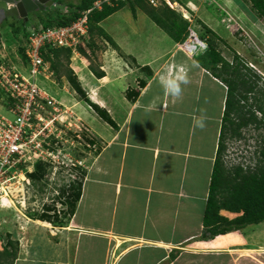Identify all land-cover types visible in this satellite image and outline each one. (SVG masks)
<instances>
[{
	"label": "crops",
	"instance_id": "1",
	"mask_svg": "<svg viewBox=\"0 0 264 264\" xmlns=\"http://www.w3.org/2000/svg\"><path fill=\"white\" fill-rule=\"evenodd\" d=\"M221 1L228 2V0ZM56 2L61 4L62 0H56ZM192 2L195 4L196 0ZM54 11L55 9L52 10ZM29 20H31L30 17ZM106 20L100 23L101 27ZM19 21L23 19L14 20L13 24ZM11 24L7 21L0 27L5 26L13 30ZM16 27L26 28L25 25ZM33 27L32 25L26 28V31ZM26 31L14 33L20 39ZM170 40L172 46L160 52L158 57L156 55L158 51L144 50L137 54L124 49L117 43L121 51L119 53L132 56L137 62L136 69L129 68L126 63L128 60L123 61L122 56L120 57L115 51L118 68L123 67L120 65L124 64L129 69V72H122L124 74L115 71V63L111 62L104 63L105 69L101 67L106 75L101 79H97L85 66L78 68V79L83 84V89L87 86L91 90H96L102 82L109 80L110 72L121 78L114 82L119 83L122 92L124 87L134 86L137 79L141 77V73L151 72L152 77L144 80L146 86L140 89V95L134 102L126 100L127 111L122 122L118 124L119 130L115 131L109 127L105 134L101 133L103 137L99 135L105 140V147L91 162L84 178L82 195L75 215L67 227H53L47 222L29 218L21 210H19L20 215L13 208L0 207V230L3 229L5 235L0 232V243L3 245L0 247V264H178L179 262L185 264L184 260L196 258L187 252V245L213 243V240L204 242L199 239L203 232L202 220L218 147L227 90L224 84L197 63L203 56V51H199L196 58H193L188 51L180 48V44ZM1 41L5 45L4 39ZM23 61H26L24 57ZM158 61L161 62L158 64ZM168 77H183L187 80V83L179 80L181 94L178 97L166 93L162 87V78ZM195 86L202 91L204 98L199 110L196 108L198 104L194 97L201 94L197 95ZM207 94L209 100H206ZM215 95L218 96L216 104L213 102ZM188 98L193 99L191 106ZM97 102L95 103L106 109L115 120L113 112L116 107L113 102L106 103L103 100L104 105ZM121 106L124 107L125 103ZM216 106L217 113L214 114L212 107ZM184 115L187 123L180 128L176 124L180 123L177 122L179 120L177 117ZM167 116L170 121L172 120L168 128V144H170L168 148L163 146L161 140L165 128L164 120ZM201 117L204 123L202 128L196 124ZM145 118H150V122L152 119L155 121L150 129L145 126ZM208 132L211 140L208 142L209 147H206L209 149L208 152L203 153L199 147L204 145L205 141L200 138ZM178 135H182L181 151H177V147H180L177 146ZM146 156L150 159V172L146 169L141 171L140 168L141 163L145 165ZM106 160H111L112 165L119 160L116 176L111 173L113 166L110 167V162L108 165L105 164ZM130 160L133 166L126 173L125 163ZM189 165L193 171L203 172L206 169L208 180L199 190L200 192L195 193V181L190 180L187 184L189 178L186 166L189 167ZM128 172L130 178L126 179ZM108 187L112 190H108ZM108 191H111L109 200L106 198ZM199 195L201 198H198ZM190 198L193 199L190 200ZM193 201L195 204L196 201L205 203L197 226H193L190 221L194 214ZM183 210L184 215L181 216ZM225 213L231 214L221 211L222 215ZM178 231L182 235L177 236ZM10 233L13 234V239ZM71 236L75 237L74 251H71ZM9 241L16 244L14 259L5 252L7 249L12 251L7 245ZM100 248L105 250L100 251ZM178 251L181 252V256L177 255ZM209 252L213 254L219 251L212 249Z\"/></svg>",
	"mask_w": 264,
	"mask_h": 264
},
{
	"label": "rangeland",
	"instance_id": "2",
	"mask_svg": "<svg viewBox=\"0 0 264 264\" xmlns=\"http://www.w3.org/2000/svg\"><path fill=\"white\" fill-rule=\"evenodd\" d=\"M80 1L81 0H62V4L56 2L58 4L54 8V12L45 14V9L31 17V20L28 22H24L23 20L13 24L14 21H10L12 23L11 26L15 28L17 25L22 26L25 24L26 28L32 25L35 28H43V26L51 22V20H56L59 16L69 14L71 12L70 6L76 5ZM169 1L173 3V7L167 3L166 5L181 15L190 24L189 35L185 42L180 44L182 50L188 51L193 58H196L199 51H203V56H205V54L207 55L205 39L211 38V36L205 32L204 26H206L215 33L218 39H220L218 43L220 46L219 51L222 56L229 62L233 61L234 55L239 56L252 73L254 72L260 77L258 89H264V26L262 20L255 15L248 0H228V2L225 3L221 0H198L195 4L192 2L193 0ZM130 4L131 3L128 2L124 9H121V11H118L107 19L102 24V28L124 49L131 50L137 54L144 50L158 51L156 54L158 57L160 52L166 51L172 46L171 38L165 31L157 27L146 13L137 7V17L134 18ZM148 7H151V5H148ZM159 7L160 9L162 8L161 5L155 8ZM30 30L31 29H29V31ZM29 31L23 34L19 39L10 28L5 26L0 27V61H4L8 65L17 68L21 67L22 64H26L23 61L22 53ZM1 39H4L5 45L2 44ZM80 50L84 51V54L77 51L75 53L78 55H74V53L69 60H67L64 55L60 56V61H56L53 66L47 61V64H49V71L46 76L40 79V83L46 88L48 95L53 97V105L46 108V112L43 113V124H40L39 130L34 133L35 136H32L34 139L33 142H30V139L26 141L28 142V149L30 148L27 154L29 162L23 167V171L25 173L33 172L35 162H40L38 159L45 156V152H40V150H42L41 148H33L37 143H42L45 149L49 148L52 152L57 151L59 153L58 157H48L47 159H52L55 163L61 161L60 163H66L68 166L65 164L57 165L53 163L48 169L45 182L34 186L32 182L29 181L30 185H28L26 181L22 179V176L25 175L23 171H17L16 176L20 177L16 178L9 188L5 190L9 194V198H5L4 200L10 208H13L20 215L21 212H23L31 218V214H38L40 212L39 210L43 207L42 205L45 203L53 205L57 211H66L67 208L65 209V206L62 205V200L57 198L54 200V197H57L62 186L69 184L71 180L79 177L80 173L78 169H83L86 173L89 170L91 162L95 158L94 154L96 153H90L85 144L96 142L98 146H100V149L105 147L104 144L106 142L103 138H100L99 135L101 133L105 134L104 132L108 131L110 126L103 122L87 103L71 88L66 79V74L69 70L73 71L78 77V68L81 66H85L88 69L92 67L96 71H102L101 67L105 69L104 63L111 62L113 64L115 63V71H118L119 74H124L122 72H129L127 66L135 69L137 67V62L134 57L127 56L126 54H124V56L122 53L118 52L119 56H122L123 61L128 60L126 62L127 66L121 64L120 66L123 67L118 68L119 65L116 64L117 57L114 53L115 50L96 34H89L84 47L81 46ZM140 54L142 55V53ZM163 59H165L164 56ZM160 62L161 61H158V64ZM108 71L110 72V70ZM116 77L117 75H115V73L110 72L109 80L102 82L96 90L88 89L87 86H85L84 89L88 97L94 103L98 101L100 104L104 105L103 100L106 103L113 102L116 108L114 112L112 110V112L115 113L114 116H112L119 127L118 124L122 122L127 111L126 107L128 105L126 104L127 99L125 97L127 90H139L138 82L149 78V74L144 72L141 73V77L136 81L137 83H134V86L128 85L124 87V92H122V87L118 85L119 83L114 82L121 79L120 77ZM81 85L83 86L82 83ZM199 87L201 88V86ZM194 89L197 91V95L201 94L202 91H200L198 87ZM213 98H215L213 102L216 104L218 96L215 95ZM194 99L197 100V110L201 109L203 104L202 99H204L203 94L195 96ZM206 100H209L208 94L206 95ZM188 102L191 106L190 103L193 102V99L188 98ZM123 103H125V108L121 106ZM213 108V113L216 114L217 106L212 107V109ZM0 116H12L7 110L5 99L2 100V97H0ZM257 117L260 118L259 113H257ZM166 119L167 121L164 120L165 128L161 140L163 146L168 148L170 146V144H168V128L171 121L168 116ZM150 120V118L144 119L145 126L149 129L155 123L154 119H152V122H150ZM187 120H189V118H187ZM46 124L47 129L44 130L43 133L37 135ZM155 133L157 135V131ZM241 133V138H228L226 142V150L223 153L222 160L227 168L239 164H242L244 167L248 165L253 168L258 162V158L255 156L254 152L263 142L264 129H259L250 125L242 129ZM103 134H101V137H103ZM179 135L177 136V146L180 147H177V151H181V146H183V143H181L182 136ZM201 140L205 142L204 145L199 147V150H202L203 153L208 152V142L211 140L210 133L208 132ZM172 142L175 144L174 141ZM148 156L150 157V154H148ZM148 156L145 157V165L142 163L140 165L141 171L145 169L149 172L151 171V168H149L151 164H149L150 159ZM69 158L71 162L68 160ZM111 160H106L105 164L108 165V162H110L111 167ZM118 161L119 160H117V162L115 161L112 165L113 172L111 173L113 176H116L118 173ZM72 162L75 166H69ZM132 164L133 162L131 160L125 163L127 167L126 173L129 171V168L133 166ZM186 171L189 178L187 184L190 180L191 182L195 181V193L196 191L200 192L199 190L206 185V180H208L206 169L203 172L193 171L189 165V167L186 166ZM125 178H130L129 172ZM157 181L159 180L157 179ZM108 190L112 189L108 187ZM189 190L190 186L188 187V191ZM106 198L108 200L111 198V191H108ZM198 198H201V195H199ZM204 204V202L193 204L194 209L197 208V211L199 209L198 213L195 211L192 217L193 219L190 220L193 226H197L200 220L199 216L204 209ZM19 210H21V212H19ZM223 215L229 219L237 217L236 214L225 213ZM187 216H189L188 213ZM187 220L189 219L187 218ZM0 232L3 234V229H1ZM180 234L181 232L178 231L177 236ZM10 236L11 239H13L12 233H10ZM70 241L71 251H74L75 237L71 236ZM212 242L211 244L187 245V252L194 255L193 257L196 258L194 260L190 258L189 260H184L185 264H264V222L259 225H251L240 233H234L233 235L220 238L217 237ZM0 247H3L1 243ZM10 249H12V246ZM212 249L218 250L219 252L211 254L209 251ZM104 250L100 248V251ZM82 251H84L83 248ZM177 255L181 256V252L178 251ZM209 256L212 257L207 258ZM178 264H183V262H179Z\"/></svg>",
	"mask_w": 264,
	"mask_h": 264
},
{
	"label": "trees",
	"instance_id": "3",
	"mask_svg": "<svg viewBox=\"0 0 264 264\" xmlns=\"http://www.w3.org/2000/svg\"><path fill=\"white\" fill-rule=\"evenodd\" d=\"M97 0H81L76 5H71V12L59 16L56 20H51L43 26L44 29L54 26H66L76 21L82 13L90 9ZM252 6L255 15L259 17L264 24V0H248ZM131 12L136 18V7L141 9L153 21V23L165 31V33L177 44H183L189 35V22L181 15L170 9L163 1L161 9L148 7L144 0H128ZM126 2H119L116 5H104L101 10H95L89 18V34H96L104 39L113 49L121 52L114 39L100 26V23L126 7ZM62 4V3H61ZM25 25V24H24ZM23 25V26H24ZM14 26V25H13ZM14 32L26 31L24 27H12ZM205 32L211 38L205 39L207 46V55L199 58L197 62L209 74L225 85L227 94L225 107L221 121L218 147L211 172L208 196L205 205L202 225L203 232L200 241L209 242L219 236L229 233L241 232L251 225H259L264 222V138L261 146L255 150L254 154L258 158L257 164L253 168L250 166H231L227 168L222 160L223 153L226 150L228 138H241L242 129L253 125L256 128L264 129V89H258L260 77L247 67L246 63L237 55H234L233 61H227L219 51L220 39L215 33L204 26ZM26 33V32H25ZM84 54V51L78 49ZM46 53V54H45ZM74 51L66 48H45L43 57L45 61L50 62L51 66L60 61V56L69 60ZM24 57V50L22 53ZM25 58V57H24ZM92 74L97 78H104L103 71H96L89 67ZM147 71L149 69L145 67ZM152 73H149V78ZM66 79L71 88L87 103L94 113L108 126L115 131L119 130L116 122L112 119L109 112L94 103L86 91L83 89L78 77L69 70ZM146 81L139 82V90H127L126 99L134 102L140 95V89L145 88ZM0 97H3L0 91ZM260 114V118L257 117ZM94 143V142H93ZM102 148L100 146L95 157L98 156ZM260 156V157H259ZM51 164L36 162L34 171L26 173V177L32 182L33 186L42 184L46 180L48 169ZM79 177L67 185L61 187L57 197L54 200H62V205L66 211H57L53 205L43 204L38 214H31V218L47 222L53 227H67L72 217L75 215L77 204L80 201L83 189V181L86 172L78 169ZM226 211L236 214L237 217L229 219L221 214ZM62 215V216H61ZM12 251H5L9 257H16V244L8 242Z\"/></svg>",
	"mask_w": 264,
	"mask_h": 264
},
{
	"label": "built area",
	"instance_id": "4",
	"mask_svg": "<svg viewBox=\"0 0 264 264\" xmlns=\"http://www.w3.org/2000/svg\"><path fill=\"white\" fill-rule=\"evenodd\" d=\"M126 1L128 0H97L90 9L84 11L69 25L47 29L33 27L28 32L23 47L26 64L17 68L0 61V91L3 94L2 100L5 99L7 110L12 115L11 117L0 116V207L9 208L4 200L9 198L5 190L20 177L16 176L17 171L22 172L23 167L29 162L27 154L30 148L28 149L26 141L30 139V142H33L32 136H35L34 133L39 130L40 124H43V113L46 112V108L53 105V97L48 95V91L40 83V79L49 71V66L43 57V50L51 47L77 52L81 46L84 47L89 36L91 13L101 10L104 5L113 6ZM144 1L153 7L162 5L163 1L170 5L169 0ZM46 129L47 124L37 135ZM85 145L90 153H96L99 148L96 142ZM33 148H41L40 152H45V156L38 160L51 165L55 162L47 158H56L59 154L57 151L52 152L49 148L45 149L42 143H37ZM68 160L71 162L70 158ZM60 162L55 164L68 166ZM69 166L75 165L72 162ZM23 173L24 180L30 185L26 173L24 171Z\"/></svg>",
	"mask_w": 264,
	"mask_h": 264
},
{
	"label": "water",
	"instance_id": "5",
	"mask_svg": "<svg viewBox=\"0 0 264 264\" xmlns=\"http://www.w3.org/2000/svg\"><path fill=\"white\" fill-rule=\"evenodd\" d=\"M8 4L13 5L11 9ZM56 0H0V26L7 21L23 19L25 22L29 19V14L37 13L43 10H53Z\"/></svg>",
	"mask_w": 264,
	"mask_h": 264
},
{
	"label": "clouds",
	"instance_id": "6",
	"mask_svg": "<svg viewBox=\"0 0 264 264\" xmlns=\"http://www.w3.org/2000/svg\"><path fill=\"white\" fill-rule=\"evenodd\" d=\"M48 66H49V64H48ZM179 80H183L184 83H187V80L183 79V77H179V78L168 77L166 79L162 78L161 84H162V87L165 89L166 93H168L174 97H178L181 94V88L179 85ZM42 82H43V80H42ZM196 124H197V126L202 128L204 126L203 117H201L200 120L196 121Z\"/></svg>",
	"mask_w": 264,
	"mask_h": 264
},
{
	"label": "bare ground",
	"instance_id": "7",
	"mask_svg": "<svg viewBox=\"0 0 264 264\" xmlns=\"http://www.w3.org/2000/svg\"><path fill=\"white\" fill-rule=\"evenodd\" d=\"M169 3H170V5L173 7V3L172 2H170L169 1ZM13 7V6H12ZM31 16V15H30ZM80 17V16H79ZM30 21V20H29ZM174 107V106H173ZM172 117V116H171ZM186 116H183V117H177L179 120H177V122L179 121L180 123H176V124H178L179 126H180V128H181V126H183L184 127V125L187 123L186 122ZM166 121H167V119H166ZM172 121V120H171ZM178 125H177V127H178ZM182 127V128H183ZM189 128V127H188ZM187 128V129H188ZM182 130V129H181ZM184 130V129H183ZM180 131V130H179ZM184 132H186V131H184ZM176 133V132H175ZM188 133V132H187ZM182 135H184V134H182ZM181 135V136H182ZM194 135H195V133H194ZM191 136V135H190ZM197 137V136H196ZM193 139H194V137H193ZM200 139H202V138H200ZM260 157V156H259ZM22 179H24V177L22 176ZM193 198H190V200H192ZM197 200V199H196ZM191 202V201H190ZM193 204H195V201H193L192 202V212L195 214V211H197L196 209H194V207H193ZM196 204H197V201H196ZM199 208V207H198ZM198 211H199V209H198ZM198 211L196 212V213H198ZM184 215V210L182 211V213H181V216H183ZM196 215H198V214H196ZM44 225V224H43Z\"/></svg>",
	"mask_w": 264,
	"mask_h": 264
},
{
	"label": "flooded vegetation",
	"instance_id": "8",
	"mask_svg": "<svg viewBox=\"0 0 264 264\" xmlns=\"http://www.w3.org/2000/svg\"><path fill=\"white\" fill-rule=\"evenodd\" d=\"M9 6H10V7H9ZM12 6H13V5L8 4L9 9H11ZM40 12H41V11H39V12H37V13L29 14V17L31 18V16L37 15V14L40 13ZM42 13H43V12H42ZM50 13H52V10L50 11L49 9H47L46 12H45V14H50ZM30 15H31V16H30Z\"/></svg>",
	"mask_w": 264,
	"mask_h": 264
}]
</instances>
